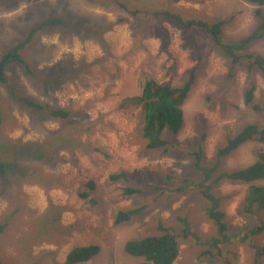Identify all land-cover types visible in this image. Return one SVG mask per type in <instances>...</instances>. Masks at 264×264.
I'll return each mask as SVG.
<instances>
[{"label":"rangeland","instance_id":"rangeland-1","mask_svg":"<svg viewBox=\"0 0 264 264\" xmlns=\"http://www.w3.org/2000/svg\"><path fill=\"white\" fill-rule=\"evenodd\" d=\"M123 1L131 9L166 8L186 18L225 20L234 16L224 27L229 38L244 36L256 25V6L242 0ZM70 10L81 15H103L113 22L112 28L99 39L79 38L66 31L42 34L38 39L36 36L25 49L28 59L36 61L40 68L61 59L71 60L68 77L58 84L36 79L31 85L30 75L13 64L6 69L11 85L0 84V112L4 117L0 136L11 139L8 144H0V156H4L1 159L17 158V165L24 168L21 171L40 168L47 174L40 183L27 181L12 169L0 177V224L4 226L0 261L62 264L72 247L97 243L101 253L79 264H141L143 257L124 252L123 245L128 239L158 235L162 228L181 230L190 226L194 238L179 243L173 264H206L208 260L199 263L198 253L209 248L219 231L208 219L212 203L202 196L203 191H209L216 201L220 198L217 206L225 213L228 234L241 236L263 224L264 207L259 200L251 207L242 205L249 184L221 180L213 187L212 183L222 179L221 172L249 165L255 161V151L264 149L255 142L245 143L219 165L214 156L217 146L245 124L264 125V79L254 74L258 111L243 103L247 76L242 69L237 70L220 102L217 97L228 81L218 78L226 73L228 62L204 31H194L198 39L195 44L189 31H183L172 21L156 20L145 12L139 14L144 21L141 26L129 13L117 8L113 0L107 7L87 0H0V56L11 44L24 40L40 21ZM119 16L126 21L117 23ZM135 31L145 37L138 38ZM248 51L263 54L264 38L252 42ZM195 65L199 69L182 107L184 121L176 136L179 143L170 150L147 149L139 132L140 109L122 108L119 104L125 97L138 95L146 79L180 85L187 70ZM12 92L31 95L46 106L68 108L73 113L65 122L51 119L45 112L19 105ZM208 95L216 102L207 101ZM86 123H94L91 133L82 131ZM61 130L72 132L74 138L88 144L72 151L64 141L48 147L50 137ZM162 136L171 137L167 131ZM16 139L25 143L21 151ZM200 143L204 153L201 166L212 169L210 173L195 169L193 153ZM89 146L91 150L86 149ZM96 147L103 151L93 153ZM37 148L44 149L45 154L58 148L59 160L49 166L31 158L42 157L40 151L32 154ZM117 152L126 154V159ZM121 171L128 174L127 181L110 180V174ZM48 177L49 182L45 183ZM89 181L96 188L94 185L88 197L81 199L78 191L84 190ZM253 183L264 185V179ZM185 184L183 190L175 191ZM126 186L139 188L140 192L126 195L123 192ZM215 192L223 196L217 197ZM11 196L13 201L9 203ZM125 208H138L139 212L127 222L114 224L115 211ZM247 238L246 243L236 238L224 248L236 254L231 264H253V250L248 244L250 241L264 244V231L249 233ZM208 264L221 263L217 260Z\"/></svg>","mask_w":264,"mask_h":264},{"label":"trees","instance_id":"trees-1","mask_svg":"<svg viewBox=\"0 0 264 264\" xmlns=\"http://www.w3.org/2000/svg\"><path fill=\"white\" fill-rule=\"evenodd\" d=\"M87 1L91 3H98L107 7L112 0ZM113 1L116 3L117 8L129 13L130 16L134 17V20L137 19L141 26L144 24L142 17L139 16L141 12L149 14L156 20L172 21L183 31H189L192 34L193 42L195 44L198 43V39L197 36L194 35V31L196 29L204 31L209 36V40L215 46L220 48L222 54L228 62V69L226 73L224 76L218 78L225 79L228 83L223 85L220 97L217 98H220V102L223 100L226 87H228L233 81L237 70L242 69L245 71L247 76V85L243 90V103L253 111H258L260 109V105L256 101L255 97L256 82L254 74L257 73L264 79V53L258 54L251 52L248 51V48L252 42L264 38V10L262 9L264 7V0H242L256 6L254 9L256 25L248 34L237 38H229L224 34L225 25L231 22L234 16L225 20H211L209 18H202V20L194 17H183V15L172 9L163 8L152 11H141L140 9L129 8L128 3L126 2L125 4L123 0ZM125 21L126 18L119 16L117 23ZM112 25L113 22H110L108 18L103 15H81L74 10H70L68 13L59 15H51L45 20L40 21L39 24L33 26L24 40L17 42L13 46L11 44V46L6 48L4 53L1 54L0 84L11 85L9 82H11L12 79L8 77L6 69L13 64L22 68L26 75H30L29 78L33 80V82L31 81V85H34V81L36 79L49 84H58L62 80H65L64 77H68L66 72L72 61L61 59L55 64H49L40 68L36 61L34 62L28 59L27 53L25 52V49L32 42L33 38L37 36L38 39L42 34L66 31L71 34H75V36H78L79 38L94 36L99 39L105 31L112 28ZM135 35L138 36V38L145 37V35H141L137 31H135ZM198 69L199 66L195 65L187 70L186 78L180 85H171L166 82L159 83L154 79H146L142 85L141 92L138 95L125 97L119 104L122 108L133 106L140 109L142 124L139 132L143 138L144 146L147 149L163 148L165 150H170L179 143L176 136L184 121L182 107L195 82ZM39 95L46 96L41 93H39ZM12 97L18 99L19 105H25L40 112H45L51 119L63 120V122H65L70 117L71 113H73V111L68 108L46 106L43 102L28 94L18 95L12 92ZM206 100L216 102L210 95L206 96ZM3 119L4 117L0 112V125ZM93 126L94 123H86L82 127V131L91 133V128ZM166 131L171 135V137L163 138L162 135ZM204 136L205 132H203L200 137L201 143ZM56 137H58V139H55ZM10 141V138L0 136V144L4 145L5 142L8 144ZM14 141L17 142V148L21 151V147L25 146V143H22L20 139H16ZM59 141H64L67 147L71 148L70 151L79 145L88 144H84L80 138H74L72 132L61 130L50 137L47 142V146L53 147L54 144H59ZM248 142H255L264 146V125L247 123L241 127L235 135L226 138L223 144L221 143L217 146L215 151L214 156L216 155V164H222L226 156L235 151L241 145ZM201 143L197 146L198 150L193 153V155H195V169L199 170V168H201L205 173H210L212 172V169L206 167L205 165H202L204 168L201 166L204 154ZM86 149L91 150L90 146ZM96 149L97 148H93V150ZM37 150L38 151L34 150L32 154L40 151L42 157L36 156L31 158H38L43 162V164H49V166H51L59 160L58 148H55L53 152L49 151L46 154L44 153V149L39 150V148H37ZM3 157L4 156H0V177H3L10 169H12L11 171L19 173L21 176L25 177L27 181L40 183L47 175L40 168H29L26 172H23L21 170L24 168L17 165V158H7L2 160L1 158ZM255 157V161L247 166L228 170L227 172H221L219 176L222 179L212 183V186L214 187L221 180L249 184L242 205H244V207H251L257 200H259V204L264 207V185H256L253 183L264 179V149L261 147L258 148L255 151ZM49 177L51 176L49 175ZM49 177L46 179L45 183L49 182ZM109 178L113 181H127L128 174L122 171L115 172L110 174ZM6 184L9 185V183ZM186 186L187 185L185 184V186L180 187L177 190H182ZM93 188L94 183L92 181L87 182L85 184V189L78 191V196L81 199H86L89 192L92 191ZM123 192L126 195H132L139 193L140 189L135 188L134 186H126L123 188ZM201 194L212 203V206L207 213L208 219L209 221H212L214 227H218L217 230L219 232L216 237H213L209 248H204L198 253L197 259L199 260V263L203 262V260H208L206 263L208 264L209 262L218 260L221 264H231L233 260L232 256L235 257L236 254L232 250L228 248L225 250L224 248L227 247V245H230L232 240H236V238L239 242L246 243L249 239L247 238L249 233L253 234L255 232L264 231V223L257 225L255 229H251L249 232H245L241 236H239L238 233H231L230 235L227 233V223L224 220L225 213L223 208H221V206L218 208L217 206L219 205L220 198L217 202L212 195H210L209 191H203ZM217 197H221V195ZM12 198V196L8 197L9 203H12ZM138 212V208L119 209L115 212L113 223L120 224L127 222ZM3 228L4 226L0 224V235ZM162 230V233L158 235L128 239L123 245L124 252L134 257H143L144 261H142L141 264H173L179 253V243L189 237L194 238V229L190 226H185L181 230H177L173 227H170V229L162 228ZM248 245L253 250V264H261V260L264 256V244H257L250 241ZM99 251L100 246L98 244L75 246L66 254L62 264H79L86 262L97 255ZM1 261L0 264H6Z\"/></svg>","mask_w":264,"mask_h":264},{"label":"crops","instance_id":"crops-1","mask_svg":"<svg viewBox=\"0 0 264 264\" xmlns=\"http://www.w3.org/2000/svg\"><path fill=\"white\" fill-rule=\"evenodd\" d=\"M51 34H53V33H49V35H51ZM192 131H194V129H193ZM177 141L179 142L178 137H177ZM96 148H97V149L94 150L95 152H93V153H100V152L103 151V150H100L99 147H96ZM93 153H92V154H93ZM117 154H118V156L121 155V156L123 157V160H124V158L126 159V154H122V153H119V152H117ZM94 185H95V184H94ZM95 188H96V185H95ZM182 190H183V189H182ZM175 191H179V190H177V189L175 188ZM246 191H247V190H246ZM215 194H216L217 196L220 195L219 193H216V192H215ZM221 196H223V195H221ZM173 207H175L174 204H173ZM174 209H175V208H174ZM118 210H119V209H118ZM116 211H117V210H116ZM116 211H115V212H116ZM114 214H115V213H114ZM167 216H168V214H167ZM113 220H114V218H113ZM113 220H112V221H113ZM90 244H95V243H90ZM96 244H97V243H96ZM86 245H89V244H86ZM77 246H84V245H77ZM74 247H75V246H74ZM72 248H73V247H72ZM72 248H71V249H72ZM100 249H101V247H100ZM69 251H70V250H69ZM69 251H68V252H69ZM47 253H49V251H48ZM99 253H101V250L99 251ZM95 256H96V255H95ZM178 258H179V257H178ZM32 263H36V264H37L38 261L36 260V261H33Z\"/></svg>","mask_w":264,"mask_h":264}]
</instances>
